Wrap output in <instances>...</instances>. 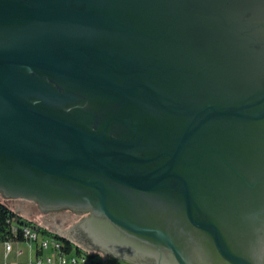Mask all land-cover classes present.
I'll return each mask as SVG.
<instances>
[{
	"label": "water",
	"instance_id": "95a60500",
	"mask_svg": "<svg viewBox=\"0 0 264 264\" xmlns=\"http://www.w3.org/2000/svg\"><path fill=\"white\" fill-rule=\"evenodd\" d=\"M0 193L90 212L87 250L264 264V0H0Z\"/></svg>",
	"mask_w": 264,
	"mask_h": 264
},
{
	"label": "rangeland",
	"instance_id": "374dc122",
	"mask_svg": "<svg viewBox=\"0 0 264 264\" xmlns=\"http://www.w3.org/2000/svg\"><path fill=\"white\" fill-rule=\"evenodd\" d=\"M0 202L13 210L16 214L20 215L24 219L33 222L34 224L46 229L52 234H56L61 237H66L67 232L78 225L80 222L81 213H74L69 209L59 208L51 210H42L38 203L35 201L16 198L10 199L2 197L0 193ZM43 237L39 232V239ZM48 240H51L50 236H44ZM71 240V239H70ZM75 243V242H74ZM76 244V243H75ZM78 245V244H76ZM27 248L26 245L23 244ZM79 246V245H78ZM81 247V246H79ZM87 254L97 255L103 264H133L129 261L119 259L113 255H104L102 252L87 250L81 247ZM36 249V242L33 243V250ZM50 252V251H49Z\"/></svg>",
	"mask_w": 264,
	"mask_h": 264
},
{
	"label": "built area",
	"instance_id": "2783aa9c",
	"mask_svg": "<svg viewBox=\"0 0 264 264\" xmlns=\"http://www.w3.org/2000/svg\"><path fill=\"white\" fill-rule=\"evenodd\" d=\"M22 234L24 240L14 241L6 240L2 242L3 247L6 252L12 251L15 249L18 256L22 255L24 250L27 251H37L42 254L36 256L35 258L29 260V263L34 264H103L102 261H97L90 256L92 254H87L86 252H80L78 254H64L61 251V242L54 237H51V240H48L43 237L39 239V232L37 228L32 226H22ZM18 232L16 227H12V234L16 235ZM36 242V249L33 250V243ZM26 245L27 248L25 246ZM50 251V252H49ZM46 252V255L43 253Z\"/></svg>",
	"mask_w": 264,
	"mask_h": 264
},
{
	"label": "trees",
	"instance_id": "16d2710c",
	"mask_svg": "<svg viewBox=\"0 0 264 264\" xmlns=\"http://www.w3.org/2000/svg\"><path fill=\"white\" fill-rule=\"evenodd\" d=\"M22 226H32L40 230L43 235L51 236L59 240L62 244L61 251L64 254H78L80 252H85L81 247L76 245L72 240L61 237L56 234H52L46 229L28 221L16 214L13 210L8 208L6 205L0 202V243L6 240L22 241L24 240L22 234ZM12 227H16L18 232L16 235L12 234ZM91 258L100 261L99 256L91 255Z\"/></svg>",
	"mask_w": 264,
	"mask_h": 264
},
{
	"label": "flooded vegetation",
	"instance_id": "af4514ba",
	"mask_svg": "<svg viewBox=\"0 0 264 264\" xmlns=\"http://www.w3.org/2000/svg\"><path fill=\"white\" fill-rule=\"evenodd\" d=\"M73 212V211H72ZM76 213V212H74ZM78 213V212H77ZM80 222L82 226L88 222L91 216L90 212L81 213ZM80 227V226H79ZM89 237V235H87ZM89 243L93 249L102 253L116 252L119 256L126 258L131 261L133 264H177L173 259L169 258L165 253H159L154 249L152 245H142L138 243L131 242L136 250H120L111 242L106 240V238H100L97 241L89 238ZM146 250V252H143ZM135 251V252H133Z\"/></svg>",
	"mask_w": 264,
	"mask_h": 264
},
{
	"label": "crops",
	"instance_id": "0c3cea01",
	"mask_svg": "<svg viewBox=\"0 0 264 264\" xmlns=\"http://www.w3.org/2000/svg\"><path fill=\"white\" fill-rule=\"evenodd\" d=\"M40 255L42 254L38 253L37 251L29 252L27 249H25L23 254L18 256L15 249L6 252L3 244L0 243V264H34L29 263L30 258L33 259ZM43 255H46V252H44Z\"/></svg>",
	"mask_w": 264,
	"mask_h": 264
}]
</instances>
